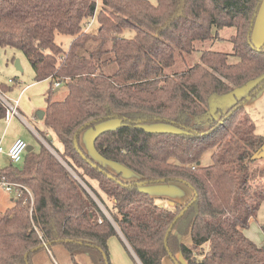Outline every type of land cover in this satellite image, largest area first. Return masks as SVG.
Segmentation results:
<instances>
[{"label": "trees", "instance_id": "trees-1", "mask_svg": "<svg viewBox=\"0 0 264 264\" xmlns=\"http://www.w3.org/2000/svg\"><path fill=\"white\" fill-rule=\"evenodd\" d=\"M261 2L0 0V47L26 58L34 82L49 81L41 121L54 151L40 144L0 169L29 191L0 216V264H30L57 243L72 264L78 255L111 264L107 243L118 232L140 264L176 254L186 264H264V246L244 234L264 204V138L244 112L264 88V46L250 42ZM226 28L231 53L198 47ZM56 34L70 37L65 49ZM226 96L235 99L230 106H211ZM86 131L100 159L137 180L90 158L79 144ZM167 182L187 185L191 200L164 206L142 190Z\"/></svg>", "mask_w": 264, "mask_h": 264}, {"label": "rangeland", "instance_id": "rangeland-1", "mask_svg": "<svg viewBox=\"0 0 264 264\" xmlns=\"http://www.w3.org/2000/svg\"><path fill=\"white\" fill-rule=\"evenodd\" d=\"M148 1L151 4L156 3V0ZM94 28L96 29V25ZM232 34V29H223L218 33V40H215L213 42H206L203 44L199 43L198 47L202 45L203 49H211L218 52L231 53L232 46L229 42L226 41V39H228ZM123 35L125 37H131L132 32L127 30ZM69 41L70 37L68 36L60 34L55 35V42L63 49L67 47ZM250 42L251 45L255 48L264 46V0H262L261 5L258 9L256 20L250 37ZM17 62L19 64V67L21 68V71L16 70ZM9 82H12L14 84ZM0 83L12 86V89L10 91H0V93L11 103L19 101L17 103V107L22 116V119L18 117H12V119H9L10 121L5 118H0V146L4 148L5 142L12 139L17 140L18 138L23 140L27 145H31L34 150L39 149L40 144H42L50 151L54 152L51 145L46 139V137H49V132L44 127L42 121H38L35 119L36 113L39 111L44 112L46 108L45 95L47 90L49 89V82H34L33 72L26 58L15 49L0 47ZM64 92H66V90L61 87L57 95L53 97L54 100L60 99ZM20 94H22L21 97ZM246 95V90L238 93V97ZM234 101L235 99L233 96L215 98L214 100L212 99L211 106L217 105L226 108L230 106ZM244 112L253 120L256 127V133L264 138V88L257 92L255 96H253L246 102V104L244 105ZM154 127L155 126L148 128ZM34 131L37 132V135L34 133ZM50 137L52 140V145L61 150V145L57 142L55 137ZM82 149L91 158L90 153L84 148ZM262 153L264 155V146L262 148ZM210 161V152L207 151L201 156L200 162L202 166H207L210 164ZM107 163L105 164V166H102L109 169ZM9 164L10 162L5 155L4 149V153L0 154V169L8 166ZM258 164L264 166V161H260ZM118 167L127 171V169L121 165H119ZM91 184L92 186H95L97 188L95 182ZM83 186L89 193H91L84 184ZM142 187L144 190L149 191V193L147 192L148 195L152 198H155L158 204H165L167 206L169 205V203H186L192 198L191 189L183 183L167 182L148 184ZM15 196V192H7L5 189L0 188V216L5 207L9 205L10 200H14L16 198ZM94 200L96 201V203L98 202L101 207V204L98 200H96V197L94 198ZM105 214L109 216L107 213ZM261 226H264V204L258 210L256 218L250 221L248 229L245 230V235L247 236V238L258 246H264V233L261 229ZM175 236L180 243H189L188 235L176 231ZM108 252L112 264H136L117 236H112L109 238ZM166 261H168L169 264H177L169 256H166L165 260L162 263L167 264L168 262ZM74 262L78 264H91L90 257L86 255L76 256ZM30 264H72V262L65 246L61 243H57L51 245L49 248L45 247L35 252L30 257Z\"/></svg>", "mask_w": 264, "mask_h": 264}, {"label": "crops", "instance_id": "crops-1", "mask_svg": "<svg viewBox=\"0 0 264 264\" xmlns=\"http://www.w3.org/2000/svg\"><path fill=\"white\" fill-rule=\"evenodd\" d=\"M17 70V69H16ZM17 71H19V70H17ZM48 81V80H47ZM49 82V81H48ZM21 95L22 94H20V97H21ZM19 102V101H18ZM17 110H18V107H17ZM18 116H13V117H18V118H20V119H22V116H21V114H20V112H19V110H18ZM5 119H7V118H5ZM9 119H12V117L11 118H9ZM9 119H7V120H9ZM36 120H38L37 118H35ZM10 121V120H9ZM38 121H41V120H38ZM107 126L110 128V127H112L113 125L111 124V125H109V124H107ZM107 126H102L101 128H107ZM100 128V129H101ZM34 133L37 135V132H35L34 131ZM94 135H95V133L94 132H92V131H86V132H84V133H82V135L80 136V144H81V146H82V148H84L86 151H88L89 153H90V156L95 160V161H97L99 164H101V165H103V166H105V164L107 163V162H105V161H103L102 159H100L99 157H98V155L95 153V151H94V149H93V145H92V143H93V138H94ZM18 139V138H17ZM16 139H12V140H10V141H7V142H5V144H4V148H2L1 146H0V149H1V152H0V154H3L4 153V149H5V155H6V152L9 150V148L11 147V145L14 143V141H15ZM7 157V156H6ZM108 165V168L109 169H107L108 171H110L111 173H114V174H120V175H122L121 176V178L122 179H124V180H126V181H135V180H137V176L135 175V174H133L132 172H130V171H126V170H124V169H122V168H120V167H118V166H116V164H114V165H111V163H107ZM113 171V172H112ZM142 190L143 191H145V192H148L149 193V191H147V190H144L143 189V187H142ZM12 204H13V199H11L10 200V202H9V205L8 206H6L5 207V209H4V211L7 209V208H10L11 206H12ZM162 205H164L165 206V204H162ZM169 206H172V205H170V203H169ZM3 211V212H4ZM3 212H1V213H3ZM244 234H245V231H244ZM117 237L121 240V243L123 244V246H124V248L129 252V254L131 255V257H132V259L135 261V263H137V264H140L138 261H137V259L135 258V256H134V254L132 253V251H131V249L129 248V246L126 244V242L124 241V239H123V237L121 236V234L118 232V235H117ZM247 237V236H246ZM107 245H108V243H107ZM165 260V258L163 259V261ZM162 261V262H163ZM110 262H111V260H110ZM166 262H168V261H166ZM175 262H179L180 264H186V262L182 259V257H181V255L180 254H176L175 255ZM76 263V262H75ZM78 264V263H77ZM112 264V263H111ZM163 264V263H162ZM167 264H169V262L167 263Z\"/></svg>", "mask_w": 264, "mask_h": 264}, {"label": "built area", "instance_id": "built-area-1", "mask_svg": "<svg viewBox=\"0 0 264 264\" xmlns=\"http://www.w3.org/2000/svg\"><path fill=\"white\" fill-rule=\"evenodd\" d=\"M92 24H93V19L87 24V26L85 27V31L91 28ZM55 86H57V84ZM0 100L6 109L7 119L19 115L17 110V103H18L17 101L11 103L7 99H5L1 94H0ZM26 147L27 144L23 140L21 139L15 140L14 143L9 148V150L6 152V156L9 162L12 164L20 163L22 161L24 153L26 152ZM0 188L5 189L7 192H15L16 198L20 196L22 191L29 193L26 187L14 183H10L4 177H0Z\"/></svg>", "mask_w": 264, "mask_h": 264}, {"label": "water", "instance_id": "water-1", "mask_svg": "<svg viewBox=\"0 0 264 264\" xmlns=\"http://www.w3.org/2000/svg\"><path fill=\"white\" fill-rule=\"evenodd\" d=\"M16 69L19 70V71H21V68L19 67L18 62L16 63ZM36 117H37L38 120H42L43 117H44V112H43V111H39V112H37V113H36ZM32 150H33V147H32L31 145H27V147H26V152L28 153V152H30V151H32ZM170 205H173V204L170 203Z\"/></svg>", "mask_w": 264, "mask_h": 264}]
</instances>
